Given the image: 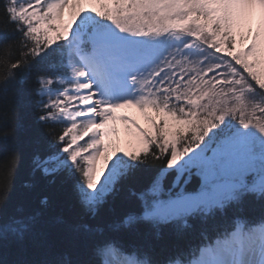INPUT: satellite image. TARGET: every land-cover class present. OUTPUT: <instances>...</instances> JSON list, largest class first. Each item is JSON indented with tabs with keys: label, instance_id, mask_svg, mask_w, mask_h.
<instances>
[{
	"label": "snow or ice",
	"instance_id": "1",
	"mask_svg": "<svg viewBox=\"0 0 264 264\" xmlns=\"http://www.w3.org/2000/svg\"><path fill=\"white\" fill-rule=\"evenodd\" d=\"M261 64L264 0H0V151L14 176L30 81L46 131L29 170L62 177L79 205L0 212V264H264ZM129 108L151 129L117 115ZM117 121L135 151H119ZM10 193L0 185V209ZM119 194L127 210L98 222Z\"/></svg>",
	"mask_w": 264,
	"mask_h": 264
},
{
	"label": "trees",
	"instance_id": "2",
	"mask_svg": "<svg viewBox=\"0 0 264 264\" xmlns=\"http://www.w3.org/2000/svg\"><path fill=\"white\" fill-rule=\"evenodd\" d=\"M19 104L17 108V130L16 135L12 138V142L18 146L22 154L23 163L21 167L17 168L14 176L11 174V169L8 166V154L0 151V169H7L5 172H0V185L8 182L11 184V193L9 195L8 203L0 212L9 214L20 208L35 207L37 201L43 197L50 200L52 210L57 214L66 216H73L79 210V205L76 201L75 195L71 192L69 186L62 177H56L54 182L49 179L42 178L39 175L33 176L29 170V161L33 150V145L37 139L44 135L45 129H42L36 120L34 114L35 97L32 91V84L27 81L19 86ZM127 116L134 120L141 128L147 130L151 129V125L141 123L142 119L137 109H121L117 115ZM154 115V113H149ZM124 132L129 135L132 141L133 149L138 145V140L134 130L126 131L127 125L123 123ZM124 139V137H123ZM126 143V141H124ZM130 149L132 147H129ZM6 177V180H5ZM24 185H31L30 191H26ZM127 186L125 187V191ZM128 205L124 199L123 194L117 195L110 200L106 206L100 210L99 216L96 218L98 222L112 218L119 213L127 210ZM260 207L258 204H249L247 206V214L250 217L256 218L259 216ZM85 220L91 219L84 217ZM170 237L166 234L165 241ZM8 254H0V259L7 258Z\"/></svg>",
	"mask_w": 264,
	"mask_h": 264
},
{
	"label": "rangeland",
	"instance_id": "3",
	"mask_svg": "<svg viewBox=\"0 0 264 264\" xmlns=\"http://www.w3.org/2000/svg\"><path fill=\"white\" fill-rule=\"evenodd\" d=\"M84 7L87 8V7H89V5L85 4ZM72 18H73L72 10L71 9H67L65 11V14H64V21L63 22L65 24H70L72 22ZM260 23H261L260 17L257 15V17L252 22L253 30H257L259 28V26H260ZM246 47H247L246 44L245 45L237 44V51H240V50H242L243 48H246ZM256 70L258 72H260V73H264V64H261L260 66L256 67ZM139 115H140V117L142 119L141 123L145 124L146 120L144 119L143 114H139ZM146 124H148V123H146ZM114 126L117 129V133H118V141H117V143H118L119 151L121 153L126 152V151L127 152L135 151L133 149L134 147H133L132 141H130L131 137H129V135H126L125 132H124L123 123L117 121ZM123 137H124V139H123ZM113 139L115 140L116 138H113ZM124 141H126V143H124ZM129 147H132V148L130 149ZM103 169H104V158L101 157L100 161L97 164V174L99 175L101 170H103Z\"/></svg>",
	"mask_w": 264,
	"mask_h": 264
}]
</instances>
